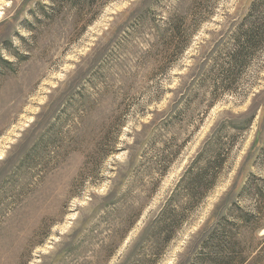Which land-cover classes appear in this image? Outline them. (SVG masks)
Masks as SVG:
<instances>
[{"label": "rangeland", "instance_id": "1", "mask_svg": "<svg viewBox=\"0 0 264 264\" xmlns=\"http://www.w3.org/2000/svg\"><path fill=\"white\" fill-rule=\"evenodd\" d=\"M83 1L0 0V264H264V0Z\"/></svg>", "mask_w": 264, "mask_h": 264}, {"label": "trees", "instance_id": "2", "mask_svg": "<svg viewBox=\"0 0 264 264\" xmlns=\"http://www.w3.org/2000/svg\"><path fill=\"white\" fill-rule=\"evenodd\" d=\"M89 7L92 6L93 0H84L83 2ZM59 2L64 3L63 0H59ZM54 4V3H53ZM204 178L199 176H192L191 177V183L188 185L186 191L188 193V196L190 197L192 203L193 198L196 199L198 196L203 194V189H206L207 184L205 185L203 183ZM200 192V193H199ZM189 203V204H190ZM182 207V206H181ZM189 206L184 205L182 209L179 211V209H168L166 206V209L163 211L162 214L165 213V218L163 220H160L158 222L157 229L160 237H165V241H169L172 237V233L178 225H180L183 217H184V209L187 211ZM162 216V215H161ZM251 214L247 215L245 218H242L246 221V223L250 222L249 218ZM229 224V223H228ZM227 223H223L221 228L219 230L212 229L207 234V238L202 244L203 250L205 248V251H202V256L198 259L196 264H244L246 256H242L243 250L241 248L242 244V238L237 239L234 236V233L232 230L228 227ZM231 225V223L229 224ZM231 230V231H230ZM218 231V232H215ZM157 235H151V239L153 242H155L153 248V253L156 254V250L159 247V242L157 241ZM137 264H145V262L140 259L138 260Z\"/></svg>", "mask_w": 264, "mask_h": 264}]
</instances>
